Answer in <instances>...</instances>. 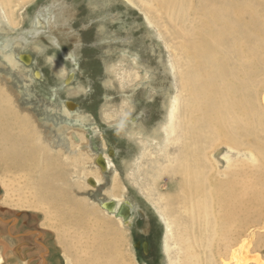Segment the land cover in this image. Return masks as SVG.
Returning <instances> with one entry per match:
<instances>
[{"label":"bare ground","instance_id":"6f19581e","mask_svg":"<svg viewBox=\"0 0 264 264\" xmlns=\"http://www.w3.org/2000/svg\"><path fill=\"white\" fill-rule=\"evenodd\" d=\"M18 1L25 4L32 0H0V32L24 25L26 18L19 12ZM143 1L167 20L174 36L183 39L177 46L179 56L173 62L160 57L157 67L139 63L138 58L118 57L106 62V83L114 88L116 82L122 88L131 85L127 84L124 74L133 64L136 80L142 79L139 84L145 83L144 93L148 98L159 92L164 96L165 115L156 127L147 128L134 119L135 124L131 126V123L122 131L139 147L134 157L124 161L129 183L134 185L141 174L142 157L145 160L148 157V162L155 165L149 173L148 192L152 197L158 193L157 204L169 233L165 238L162 264H250L251 260L264 264L262 253L250 256L251 250L261 251L258 243L264 238V219L260 216L264 213V93L261 94L264 90V24L258 22L264 14V0ZM148 22L150 30L153 29L150 20ZM38 23L43 22L38 20ZM21 43L18 36H0V169L18 174L30 196L29 199L16 198L17 203L27 199L31 205L22 206L44 211L48 206L69 219L76 232L71 237L76 241L74 246H66L62 240L61 245L64 252L69 250L72 255L79 252L77 259L70 257V264H136L137 249L132 231L137 214L127 196L126 184L120 195L114 194L118 182H122L118 181L120 172L116 167L114 175H110L112 183L106 189L111 194L98 210L57 187L58 183L67 184L69 177L66 172L57 171L56 159L70 155L64 156L66 149L58 150L56 145L68 143L72 153L77 151V158H71L73 162L84 158L81 162L83 172L95 188L106 179V171L114 167L111 158L114 152L95 153L83 137L86 129L79 131L66 124L56 127L54 119H58V113L61 117L79 114L74 102L44 103L49 113H56L43 119L47 123L41 121L42 116H35L28 105L33 102H22L26 99L23 96L34 95L27 88L41 72L29 74V70L23 68L31 67L33 57L20 52ZM14 47L19 50L15 52ZM35 47L40 48V45ZM50 59L54 62L58 81L64 82L67 65L57 56ZM174 69L179 70L178 94L172 90L174 85L170 78ZM158 71L163 79H170L168 83L159 86L153 83ZM73 78L71 75L65 82L69 94L77 95L85 87L81 83L71 86ZM23 85L25 89L21 88ZM130 102L129 97L120 105L106 101L102 107L103 116L113 122L115 119L109 116L119 110L115 111L116 118H122L121 115H127L131 109ZM83 119L87 120L85 116ZM14 127L17 133L11 134ZM51 132L55 134L50 135ZM38 136L42 140L46 137L57 154L49 144L44 147L36 142ZM78 136L81 141L73 142L72 137L77 141ZM170 144H173L172 150V147L168 149ZM222 144L232 153L241 157L249 153L251 157L243 162L227 154L224 156L227 166L222 170L218 155ZM143 146H148L149 151L144 152L147 148L142 150ZM41 149H44L42 156L39 155ZM166 177L179 179L168 194L160 188ZM125 204L130 206L126 218L119 213V208ZM122 232L131 234L126 246L128 255L121 249Z\"/></svg>","mask_w":264,"mask_h":264},{"label":"rangeland","instance_id":"374dc122","mask_svg":"<svg viewBox=\"0 0 264 264\" xmlns=\"http://www.w3.org/2000/svg\"><path fill=\"white\" fill-rule=\"evenodd\" d=\"M130 1L131 3L123 0H32L25 4L18 1L20 3L19 12L26 18L24 25L15 30H11L7 26L8 32H0V36H18L22 41V47L19 48L21 49L20 52L31 54L33 57L30 63L31 67H22L28 69L27 73L29 74H33L34 71L41 72V76L27 88L34 95L29 98L21 93L23 98H26L22 102H33V104L28 105H31L30 108L34 111L35 116H42L41 121H44V118L46 120L50 116L56 115V113H49L44 103L53 105L55 102L62 104L72 101L76 105L75 111L80 116L72 113L73 117H61L58 113V119H54L56 127L66 124L71 125V129H78L79 131L86 129L83 137L88 140L90 148L94 149L95 153L105 155L110 154L111 150L114 152L112 157L110 156L113 158L114 167L112 170L106 171L108 172L106 179L95 188L88 183L83 172L84 166L81 162L84 161V158L80 161L74 159L77 162H73L71 158H77V151L72 153L68 143L62 142L56 145L58 150L66 149L64 156L68 153L70 155L56 159L57 171L66 172L69 177L67 184L58 183L57 187L64 192H69L75 198L85 200L88 207L95 209L98 207L99 209L102 201L106 199L108 194H111L106 189L112 183L111 176L114 175L115 170L113 168L116 167L115 169L120 172L118 181L122 182H118V188L114 194L120 195L123 184H126L129 188L127 196L129 195L128 198L131 199L134 213L137 214V218L141 216L144 220L142 228H138L136 224L133 227V241L135 249H137L134 260H137L136 264H162L165 258V238L169 233L167 222L157 204L159 201L156 199L159 196L158 193L155 192L152 197L148 192L150 174L155 165H152L150 161L148 162V157L146 160L142 157L140 166L142 172L134 180V185L129 183L125 177L124 161L125 158L134 157L138 153L139 147L133 140L129 139L128 134L123 135L122 131L131 123L133 126L135 122L142 123L147 128L151 127L150 129L156 127V124L163 120L165 115L162 107L164 96L159 92L153 98H148L144 93L147 89L145 83L139 84L142 79L136 80L137 75L133 64L126 69L124 74L127 84L131 85L123 88L119 86L118 82H116V88L107 85L106 62L117 60L126 55L131 59L138 58L139 63L157 67L160 57L172 62L177 58V46L181 44L183 39L172 34L170 31L172 27L169 26L167 20L160 16L159 12L151 10L147 2L143 0ZM148 1L151 2V0ZM147 18L153 25L151 30ZM246 18L247 20L250 19L249 16ZM261 19L258 21L260 25L261 23L264 24V14ZM38 20L43 23L40 25ZM150 31L153 32V35L150 34ZM37 44L40 45V48L35 47ZM14 49L15 52L19 50L17 47ZM56 56L67 65L68 71L66 77L63 78L64 82L58 81L54 62L50 59ZM12 72L20 75L15 69H12ZM158 72L153 83L156 86L168 83L170 79H163V75L160 71ZM71 75L74 76L73 81L71 80V86L75 87L81 83L85 87V90L80 94H69L65 81ZM26 78L29 80L30 76L27 74ZM170 78L174 85L172 90L175 94H178V91L180 93L179 70L174 69ZM21 88L25 89V86L23 85ZM263 93L264 90L261 94ZM127 97L131 101L132 109L127 111L128 116L124 114V116L121 115L122 118L118 119L116 116L119 110H114L109 117L115 120L113 122L107 121V117L103 116L102 113L105 102L112 100L115 104L120 105L123 104V99ZM84 116L87 120L83 119ZM134 119H136L135 122ZM84 121L87 124H83ZM10 133H17V128H11ZM54 134L53 132L50 133V135ZM77 138L75 141L72 137L73 142L81 141L80 136ZM82 140L85 139L82 138ZM36 142L41 143L44 147L48 144L52 147L46 137L42 140L38 136ZM143 148L147 149L144 150ZM168 149L172 150L173 144H170ZM142 150L148 152V146H143ZM43 151L44 149L40 150V156H42ZM152 151L156 150L152 149ZM52 152L57 154L58 151L53 148ZM218 153L222 170H225L227 166V161L224 158L227 154L235 160L240 159L243 162H247L251 157L248 152H246L248 154H244V157L232 153L225 144L220 146ZM178 180L177 177L163 179L160 188L164 194H168L170 187L175 186ZM23 181L18 174L13 175L11 172L0 169V264H70V257L77 259L76 256L79 255V252L77 254L75 251L73 255L69 250L64 252L61 241L63 240V245L74 246L76 239L71 237L72 234L76 233L74 226L69 223L68 218L66 220L62 214L54 212L48 206L44 211L43 209L22 206V204L31 205V201L27 199L17 203L16 198L28 197L29 199L30 197L25 192L28 189L23 187ZM12 186L13 188L10 189ZM51 211L54 213L51 214ZM260 216L264 219V213ZM259 231L262 230L258 229ZM122 234L124 237H122L121 249L124 254L128 255L126 246L131 234L126 232H122ZM144 241L148 243L147 252L141 245ZM136 243L140 244L137 248ZM258 244H261V251L251 250L250 256L259 253L264 256V238ZM130 260H132L131 257ZM250 264L255 263L251 260Z\"/></svg>","mask_w":264,"mask_h":264},{"label":"water","instance_id":"95a60500","mask_svg":"<svg viewBox=\"0 0 264 264\" xmlns=\"http://www.w3.org/2000/svg\"><path fill=\"white\" fill-rule=\"evenodd\" d=\"M129 207L130 206L128 204H125L119 208V213H121L125 218L129 216V212H128L130 209ZM143 221L144 220L141 216L138 217V220L136 222L138 228H142ZM141 245L143 246V249L147 252L148 251V243L146 241H144ZM139 246H140V244L136 243V247H139Z\"/></svg>","mask_w":264,"mask_h":264},{"label":"flooded vegetation","instance_id":"af4514ba","mask_svg":"<svg viewBox=\"0 0 264 264\" xmlns=\"http://www.w3.org/2000/svg\"><path fill=\"white\" fill-rule=\"evenodd\" d=\"M138 219V218H137ZM137 222V221H136ZM136 224V223H135ZM136 226H137V224H136Z\"/></svg>","mask_w":264,"mask_h":264}]
</instances>
